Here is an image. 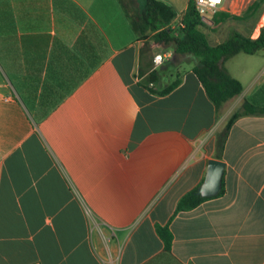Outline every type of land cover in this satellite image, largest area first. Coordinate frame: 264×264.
<instances>
[{
  "label": "crops",
  "instance_id": "obj_1",
  "mask_svg": "<svg viewBox=\"0 0 264 264\" xmlns=\"http://www.w3.org/2000/svg\"><path fill=\"white\" fill-rule=\"evenodd\" d=\"M163 1L172 26L187 0ZM144 47L117 0H0V264H264V115L234 119L214 154L243 99L264 105V48L237 73L238 52L225 59L242 88L215 106L188 55L175 86L150 89ZM208 158L222 191L174 213ZM164 223L175 260L157 255Z\"/></svg>",
  "mask_w": 264,
  "mask_h": 264
},
{
  "label": "trees",
  "instance_id": "obj_2",
  "mask_svg": "<svg viewBox=\"0 0 264 264\" xmlns=\"http://www.w3.org/2000/svg\"><path fill=\"white\" fill-rule=\"evenodd\" d=\"M117 1L134 35L142 40L146 52L155 43H172L173 55H188L194 58L191 70L215 106H219L226 99L236 95L242 88L240 81L226 69L225 59L239 51L253 53L259 48H264V23L259 26L258 33L254 37L233 29L222 40L213 44L209 43L205 32L200 28L201 25L208 24L201 19V14L197 11L193 0H187L186 7L175 22V27L170 24L175 11L163 0ZM257 4L258 0H251L243 9L244 13L252 10ZM225 17L240 18L242 16L223 10H215L209 20L211 23H215ZM172 61L171 57L167 62ZM161 69L162 64L157 69L152 68L146 75L147 79L153 83V86L148 87L157 93L167 92L179 81V76L174 75L168 82L156 86ZM250 113L264 115V105H257L248 99H243L239 107L228 115L222 127L215 132L214 154L216 157L220 156L228 128L234 119ZM195 188L185 191L178 197L174 206V213L189 209L207 197L196 194ZM221 191L222 177L220 188L216 193ZM155 231L162 241V249L157 255L175 260L170 252L172 233L168 224H155Z\"/></svg>",
  "mask_w": 264,
  "mask_h": 264
},
{
  "label": "rangeland",
  "instance_id": "obj_3",
  "mask_svg": "<svg viewBox=\"0 0 264 264\" xmlns=\"http://www.w3.org/2000/svg\"><path fill=\"white\" fill-rule=\"evenodd\" d=\"M251 1V0H250ZM242 17L240 18H231V17H225L222 20H219L215 23H210V25H201L200 28L208 33L209 29H215L218 26H221L223 28V31L227 30V32H223V34H220L219 39H223L228 35L231 30L236 29L242 33L245 34H250L253 27H256L257 25H262L264 23V0H258V4L249 12L244 13L242 10L239 12ZM261 20V21H260ZM221 24V25H220ZM259 25V26H260ZM172 27H175L172 25ZM155 45L152 49L149 50V55L151 56L152 50H158L157 52H162L164 49L168 51L173 50V45L172 43H167V44H161V43H155ZM169 58H164L162 62L159 64H162V69L160 70L162 76L161 84H164L171 80L174 77V70L176 68L179 69H184L186 68L189 64L188 61H186L184 58V55H175V57H172V62H167ZM263 59L256 56V54L250 55L245 52L239 51L232 59L228 62V67L233 73H237L241 67H244L245 64H247V69H250L251 66L250 64L257 62H261ZM260 65V64H259ZM158 68V67H157ZM170 73V75H169Z\"/></svg>",
  "mask_w": 264,
  "mask_h": 264
},
{
  "label": "water",
  "instance_id": "obj_4",
  "mask_svg": "<svg viewBox=\"0 0 264 264\" xmlns=\"http://www.w3.org/2000/svg\"><path fill=\"white\" fill-rule=\"evenodd\" d=\"M202 20H205L201 16ZM224 167V162L217 158H208L203 179L195 189V193L201 196L215 194L220 188V179Z\"/></svg>",
  "mask_w": 264,
  "mask_h": 264
},
{
  "label": "built area",
  "instance_id": "obj_5",
  "mask_svg": "<svg viewBox=\"0 0 264 264\" xmlns=\"http://www.w3.org/2000/svg\"><path fill=\"white\" fill-rule=\"evenodd\" d=\"M226 0H220L219 3H216L215 0H193L195 7L197 9V11L201 14V16H203L205 18V22H209V17L211 16V14L215 11L218 10L220 7H222V5L224 4ZM170 56V52H156L152 55V63L153 66H155L156 64L154 63V61L156 60L157 57H161V62L164 58L169 57ZM160 62V63H161ZM148 86H153V83L151 81L147 82Z\"/></svg>",
  "mask_w": 264,
  "mask_h": 264
},
{
  "label": "clouds",
  "instance_id": "obj_6",
  "mask_svg": "<svg viewBox=\"0 0 264 264\" xmlns=\"http://www.w3.org/2000/svg\"><path fill=\"white\" fill-rule=\"evenodd\" d=\"M216 3H219L220 0H215ZM161 57H157L156 60L154 61V63L157 65V67L159 66L160 62H161Z\"/></svg>",
  "mask_w": 264,
  "mask_h": 264
}]
</instances>
